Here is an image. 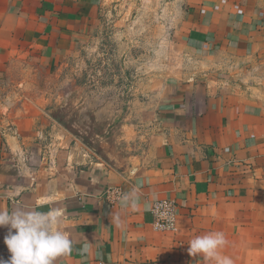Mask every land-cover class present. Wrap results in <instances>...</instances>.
I'll use <instances>...</instances> for the list:
<instances>
[{
	"label": "crops",
	"instance_id": "0c3cea01",
	"mask_svg": "<svg viewBox=\"0 0 264 264\" xmlns=\"http://www.w3.org/2000/svg\"><path fill=\"white\" fill-rule=\"evenodd\" d=\"M119 1L0 0V209L59 213L73 246L53 264H216L188 252L214 231L233 264H264V39L254 27L264 0L243 3L242 16L239 0H186L171 32L179 66L133 102L143 112L127 124L124 168L40 156L41 103L29 97L40 90L26 82L84 46ZM111 186L129 201L107 204ZM162 199L176 204L175 231L152 226ZM8 232L0 226L3 261Z\"/></svg>",
	"mask_w": 264,
	"mask_h": 264
},
{
	"label": "rangeland",
	"instance_id": "374dc122",
	"mask_svg": "<svg viewBox=\"0 0 264 264\" xmlns=\"http://www.w3.org/2000/svg\"><path fill=\"white\" fill-rule=\"evenodd\" d=\"M185 2L120 0L99 19L84 46L26 82L40 90L39 95L27 92L41 103L42 158L61 168L106 164L99 153L118 161L134 153L127 124L143 111L134 110L133 102L143 103L138 93L145 85L161 89L172 80L160 75L179 66L171 32Z\"/></svg>",
	"mask_w": 264,
	"mask_h": 264
},
{
	"label": "clouds",
	"instance_id": "9594fccd",
	"mask_svg": "<svg viewBox=\"0 0 264 264\" xmlns=\"http://www.w3.org/2000/svg\"><path fill=\"white\" fill-rule=\"evenodd\" d=\"M129 199V194L122 197L125 203ZM60 223L57 211L41 212L23 206L11 212L0 209V226H9L4 243L11 253L10 260H0V264H53L55 257L70 254L73 241L60 229ZM227 243L222 231L208 232L192 238L188 252L191 256L203 254L214 259L216 264H233L230 257L220 254ZM88 250L86 244L82 251Z\"/></svg>",
	"mask_w": 264,
	"mask_h": 264
},
{
	"label": "built area",
	"instance_id": "2783aa9c",
	"mask_svg": "<svg viewBox=\"0 0 264 264\" xmlns=\"http://www.w3.org/2000/svg\"><path fill=\"white\" fill-rule=\"evenodd\" d=\"M249 0H239L232 5V10L242 16L243 3ZM254 27L264 39V6L259 9V13L254 19ZM125 192L121 186H111L104 190L103 199L107 204L114 206L122 200ZM150 214L152 215V226L155 230L160 232L175 231L176 230V204L169 199L156 200L150 207Z\"/></svg>",
	"mask_w": 264,
	"mask_h": 264
},
{
	"label": "water",
	"instance_id": "95a60500",
	"mask_svg": "<svg viewBox=\"0 0 264 264\" xmlns=\"http://www.w3.org/2000/svg\"><path fill=\"white\" fill-rule=\"evenodd\" d=\"M55 117V116H54ZM71 132L73 133V131L71 130ZM100 154V156H101V158H103V160H104V162L107 164V165H109V166H112V167H114V168H124V164H122L123 162L122 161H118L116 158H114V156H112V160L111 159H108V158H106V156H105V154H103V153H99ZM118 161H116V160Z\"/></svg>",
	"mask_w": 264,
	"mask_h": 264
}]
</instances>
